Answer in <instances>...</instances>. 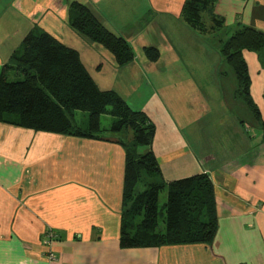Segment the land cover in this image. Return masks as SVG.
Here are the masks:
<instances>
[{"label":"crops","instance_id":"1","mask_svg":"<svg viewBox=\"0 0 264 264\" xmlns=\"http://www.w3.org/2000/svg\"><path fill=\"white\" fill-rule=\"evenodd\" d=\"M99 1L109 0H0V75L13 55L22 51L26 36L45 27L61 34L63 42L79 52L101 90H117L124 98L139 95L146 84L144 75L148 78L152 71L153 82L148 78L150 83L146 84L151 89L150 96L146 100L139 96V102L146 105L159 97L160 103L166 105L162 87L176 79L173 73L179 64L163 66L164 78L154 72L155 65L165 58L164 52L171 61V36H181L185 43L198 48L205 62L199 68L208 72L215 86L224 88V103L250 121H240L241 125L226 139L228 133L218 130L219 144L216 141L208 150L199 139L181 138L170 120L168 131L162 133L157 127L153 152L165 182L197 174L210 176L219 217L216 238L212 245L122 248L126 170L123 146L113 140L34 131L0 122V264H47L48 247L44 240L48 230L58 235L52 245L58 256L56 264H264V68L258 54L244 52L250 93L259 118L237 98V76L218 54V47L217 56L209 59L212 50L206 40L215 39L218 31L200 33L190 27L182 17L187 0H149L151 12L160 17L157 30L163 40L149 45L158 47L161 57L157 62H141L144 56L139 57L132 46L136 58L117 86V77H123V71L119 73L111 56L84 36L88 44L79 49L78 33L68 20V3L79 2L104 21L107 15L98 7ZM121 2L127 0L113 1L116 5ZM214 14L223 21L221 30L247 26L264 33V0H218ZM108 22L122 35L118 27ZM124 38L131 45L135 40ZM170 102L174 110L175 103ZM128 103L131 105L129 99ZM142 104L136 107L142 109ZM166 108L169 109L167 105Z\"/></svg>","mask_w":264,"mask_h":264},{"label":"trees","instance_id":"2","mask_svg":"<svg viewBox=\"0 0 264 264\" xmlns=\"http://www.w3.org/2000/svg\"><path fill=\"white\" fill-rule=\"evenodd\" d=\"M217 1L187 0L182 17L200 33L219 31L223 21L214 14ZM68 20L74 31L111 56L119 73L123 71V77H117L118 86L136 58L130 42L82 3H68ZM245 51L258 54L264 68V33L237 26L221 42L220 53L237 76V98L259 118V109L250 93ZM142 53L141 62H157L161 57L160 49L152 45L145 46ZM11 72L15 73V80H10ZM78 112L88 114L87 128L77 122ZM103 118H109L106 126ZM0 122L34 131L113 140L123 146L126 170L122 248L213 244L219 217L216 189L210 176L197 174L165 182L152 150L154 123L142 109L132 108L128 97L117 90H101L79 52L67 46L61 34L39 27L26 36L22 51L16 52L4 66L0 75ZM133 144L147 146L149 150L136 155L131 149ZM141 184L145 186L143 190ZM164 191L167 198L160 207L159 198Z\"/></svg>","mask_w":264,"mask_h":264},{"label":"rangeland","instance_id":"3","mask_svg":"<svg viewBox=\"0 0 264 264\" xmlns=\"http://www.w3.org/2000/svg\"><path fill=\"white\" fill-rule=\"evenodd\" d=\"M113 1L114 0L99 1L100 5L98 7L107 15L106 19L103 18L104 21H100L106 23L108 26V21H111L115 27H118V29L121 30L122 36L135 37L132 46L139 57L143 54L144 46H148L152 43H154L153 45H158V43L163 41L159 36V32L161 31L157 30L158 27L160 28V17L155 15L156 13L151 12L153 8H151L149 0H127V2H121L118 5L114 4ZM232 31H234V29L228 31L224 28L222 30L220 29L214 36L212 35L215 39L209 41L206 40L208 45H211L210 49L212 50L211 54H208L209 59H214L217 56L215 48L218 47L220 49L221 42H219V40L221 41L229 37V34ZM78 34L76 35L79 38L77 47L83 50L88 44V41L83 35ZM173 36H175V38ZM173 36L170 38V43L173 44L174 51L171 54H168L171 61L166 58L167 53L164 52L165 58L162 63H157L155 65L156 72H154L161 75L163 73V66L171 67L169 66L170 64H179V67H177L173 73V75H175L174 78L176 79L171 80V85H165L162 87L166 95V97L163 96V99L169 109L166 108L164 103H160L159 97L150 99L146 105H143V102H139V96H143V100H146L150 96L151 89L146 84L150 83V80L153 82V77H155L150 74L152 72L151 70L148 74L150 80L144 75L143 83L146 84L139 90L140 94L128 99L131 105H133L132 108L136 107V105H139L140 107L142 104V110L144 113L154 123L156 129L158 127L162 133L170 129V126H172L170 120H172L175 127L178 129L181 138L190 137L193 139H199L201 140L200 144H207L203 145L204 148L211 150L215 146L216 141H218L219 144L220 136L218 130L224 129V131L228 133L225 135L226 139L228 135H232L236 126L241 125L240 121L246 123V121L250 120L244 116L243 113H239L231 108L229 103H224L223 93H221L224 88H222V86H215V82L208 75V72L199 68V66L205 63L202 57H200L199 49L185 43L181 36ZM200 36L203 38L205 37L204 35ZM201 42L202 41H199L198 43L201 45ZM219 53L218 50V54ZM14 72L10 73V80H15ZM161 76L163 77V75ZM158 80L160 81L161 78L157 79V81ZM170 100L173 101V104L175 103L174 108L171 105L174 110L170 108ZM162 104L163 108L161 107ZM204 110L207 111L203 112ZM170 112L173 113V117ZM249 114L252 116L251 113ZM76 120L83 128H87L88 114L78 112ZM108 121L109 118H103V125L106 126ZM131 137V133H129L128 138L131 139ZM153 147L154 145H152V150ZM193 147L196 149L195 152L200 155L197 150L198 147L196 148L194 143ZM131 149L134 154L140 156L145 154L149 150V147L133 144ZM169 174L167 173L166 176L173 177L172 174ZM144 188L145 186L141 184L140 190H143ZM166 198L167 192L164 191L160 194V207L164 205Z\"/></svg>","mask_w":264,"mask_h":264},{"label":"built area","instance_id":"4","mask_svg":"<svg viewBox=\"0 0 264 264\" xmlns=\"http://www.w3.org/2000/svg\"><path fill=\"white\" fill-rule=\"evenodd\" d=\"M58 239V235L55 234L52 230H48L46 233V238L44 240V245L48 247L47 251V264H56L58 262V256L53 251L52 245Z\"/></svg>","mask_w":264,"mask_h":264}]
</instances>
